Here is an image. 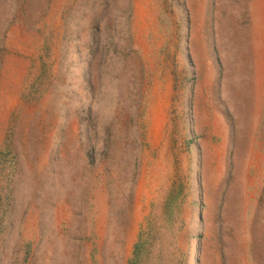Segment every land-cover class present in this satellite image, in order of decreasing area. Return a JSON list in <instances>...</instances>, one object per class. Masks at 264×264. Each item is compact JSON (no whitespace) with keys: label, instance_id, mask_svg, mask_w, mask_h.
I'll return each instance as SVG.
<instances>
[{"label":"rangeland","instance_id":"1","mask_svg":"<svg viewBox=\"0 0 264 264\" xmlns=\"http://www.w3.org/2000/svg\"><path fill=\"white\" fill-rule=\"evenodd\" d=\"M61 261L264 264V0H0V264Z\"/></svg>","mask_w":264,"mask_h":264},{"label":"bare ground","instance_id":"2","mask_svg":"<svg viewBox=\"0 0 264 264\" xmlns=\"http://www.w3.org/2000/svg\"><path fill=\"white\" fill-rule=\"evenodd\" d=\"M235 84H236V83H235ZM121 98L123 99V97H121ZM122 99H121V100H122ZM130 101H131V99H130ZM129 105H130V104H129ZM133 108H134V107H133ZM128 112H129V111H128ZM117 116H118V115H117ZM118 138H119V137H118ZM118 148H119V147H118ZM116 150H117V149H116ZM73 171H74V170H73ZM73 175H74V174H73ZM77 175H78V174H77ZM73 178H74V177H73ZM96 178H97V177H96ZM106 178L108 179V177H106ZM111 178H112V177H111ZM57 179H58V178H57ZM75 179H76V178H75ZM107 179H106V180H107ZM97 180H98V178H97ZM108 180H109V179H108ZM108 180H107V181H108ZM51 183H52V182H51ZM76 183H78V182H76ZM55 184H56V183H55ZM20 186H21V184H20ZM107 189H108V188H107ZM108 193H110V191H109ZM109 196H110V195H109ZM109 199H111V198H109ZM104 201H105V200H104ZM115 201H116V199H115ZM113 203H114V202H113ZM115 204H116V202H115L114 204H112V205H113V206H116ZM104 208H105V206H104ZM113 208H115V207H113ZM109 209H110V208H109ZM105 212H106V211H105ZM108 212H109V211H108ZM111 212H113V211L111 210ZM111 212H110V213H111ZM106 214H107V213H106ZM106 219H107V218H106ZM115 220H116V219H115ZM99 221H100V220H99ZM106 222H107V220H106ZM115 222H116V221H115ZM105 224H106V223H105ZM114 224H115V223H114ZM108 225H109V224H108ZM116 225H117V224H116ZM106 226H107V224H106ZM52 234H54V233H52ZM52 236H53V235H52ZM50 239H51V238H50ZM50 239H49V240H50ZM54 240H55V239H54ZM53 245H54V244H53ZM197 245H198V244H196V246H195V252H194L195 254L198 253V252H197V251H198V249H197L198 246H197ZM56 247H57V246H56ZM60 248H61V247H60ZM60 248H59V249H60ZM94 249H96V247H94ZM68 250H69V247H68ZM73 250H74V249H73ZM97 250H98V249H97ZM56 251H57V250H56ZM193 251H194V250H193ZM65 252H66V251H65ZM65 254H66V256H67V253H65ZM193 256H194V255H193ZM75 257H76V256H75ZM66 259H67V258H66ZM88 259H89V258H88ZM63 261H64V260H63ZM50 263H51V262H50ZM79 263H80V262H79ZM82 263H83V262H82ZM110 263H111V262H110ZM53 264H56V263H53ZM57 264H58V262H57ZM60 264H64V263L61 261Z\"/></svg>","mask_w":264,"mask_h":264},{"label":"trees","instance_id":"3","mask_svg":"<svg viewBox=\"0 0 264 264\" xmlns=\"http://www.w3.org/2000/svg\"><path fill=\"white\" fill-rule=\"evenodd\" d=\"M141 245L142 243L141 242H138L135 246V251H134V258H132V263L135 262V259L138 258L139 256V253H140V250H141Z\"/></svg>","mask_w":264,"mask_h":264}]
</instances>
